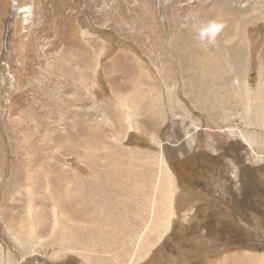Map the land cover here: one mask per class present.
<instances>
[{"label": "rangeland", "instance_id": "1", "mask_svg": "<svg viewBox=\"0 0 264 264\" xmlns=\"http://www.w3.org/2000/svg\"><path fill=\"white\" fill-rule=\"evenodd\" d=\"M261 124L264 0H0V264H264Z\"/></svg>", "mask_w": 264, "mask_h": 264}, {"label": "crops", "instance_id": "2", "mask_svg": "<svg viewBox=\"0 0 264 264\" xmlns=\"http://www.w3.org/2000/svg\"><path fill=\"white\" fill-rule=\"evenodd\" d=\"M262 125H263V124L259 125V130L264 128V127H262ZM259 134H260V132L258 131V132L256 133L255 137L252 138V139L254 140V142H255L257 145H258V143H262V144H264V135L261 136V137L259 138V137H258ZM242 138L244 139L243 136H242ZM244 140H245V139H244ZM245 142H247V141L245 140ZM249 144H252V145L255 146V144L252 143V140L249 141ZM249 144H248V142H247V145H249ZM255 147H256V146H255ZM158 201H159V199H158ZM158 201H157V202H158ZM157 209H160V207H159L158 204H157V207H156V211H157ZM161 214H162V211H161V210H160V211H157V214H155L156 219L159 220V218L161 217ZM120 224H121V226H124V227H125V223H124V221H121ZM169 225L171 226V220H170V222H169ZM153 232H156V230H154Z\"/></svg>", "mask_w": 264, "mask_h": 264}, {"label": "bare ground", "instance_id": "3", "mask_svg": "<svg viewBox=\"0 0 264 264\" xmlns=\"http://www.w3.org/2000/svg\"><path fill=\"white\" fill-rule=\"evenodd\" d=\"M23 10H25V9H23ZM19 12H20V11H19ZM139 18H140V17H139ZM217 23H218V22H217ZM151 30H152V29H151ZM187 35H188V34H187ZM220 36H221V35H220ZM107 37H108V36H107ZM216 38H217V37H216ZM85 43H86V42H85ZM86 44L89 45V46L87 45L89 48L91 47V43H86ZM217 44H218V43H217ZM84 46H85V44H84ZM78 48H79V47H78ZM90 49H91V48H90ZM210 49H211V48H210ZM64 50H65V49H64ZM85 50H86V49H85ZM92 50H93V49H92ZM92 50H91V51L89 50V54H90V55H91L92 52H93ZM207 52H208V51H207ZM69 53H70V51H69ZM84 53H85V52H84ZM93 55H94V54H93ZM82 56H83V55H82ZM69 57H70V58H69ZM69 57H68V58L71 59V56H70V55H69ZM72 57H73V56H72ZM74 57H75V56H74ZM86 57H87V55H86ZM81 59H82V58H81ZM86 59H87V58H86ZM74 61H76V60H74ZM87 62H88V61H87ZM87 62H86V63H87ZM74 63H75V62H74ZM79 63H80V62H79ZM81 63H82V62H81ZM81 63H80V64H81ZM88 63H90V62H88ZM133 63H134V62H133ZM77 64H78V63H77ZM80 64H79V65H80ZM59 65H60V64H59ZM87 66L89 67V64H88ZM56 68H57V67H56ZM96 68H97V67H96ZM89 69H90V68H89ZM57 70H58V69H57ZM83 70H84V69H83ZM75 73H76V72H75ZM86 73H87V72H86ZM80 74H81V73H80ZM76 76H77V74H76ZM66 77H67V76H66ZM78 77H79V76H78ZM79 83H80V82H79ZM81 85H82V84H81ZM75 88H76V87H75ZM128 96H129V95H128ZM119 125H120V124H119ZM182 172H183V171H182ZM197 177H198V176H197ZM123 188H124V187H123ZM86 212H87V211H86Z\"/></svg>", "mask_w": 264, "mask_h": 264}, {"label": "trees", "instance_id": "4", "mask_svg": "<svg viewBox=\"0 0 264 264\" xmlns=\"http://www.w3.org/2000/svg\"><path fill=\"white\" fill-rule=\"evenodd\" d=\"M188 168V165L185 166V169ZM194 168H198V166H194ZM173 173H175V176H176V172L173 171ZM195 175V173H193Z\"/></svg>", "mask_w": 264, "mask_h": 264}, {"label": "built area", "instance_id": "5", "mask_svg": "<svg viewBox=\"0 0 264 264\" xmlns=\"http://www.w3.org/2000/svg\"><path fill=\"white\" fill-rule=\"evenodd\" d=\"M249 151H250V153L256 154L252 149H250Z\"/></svg>", "mask_w": 264, "mask_h": 264}]
</instances>
